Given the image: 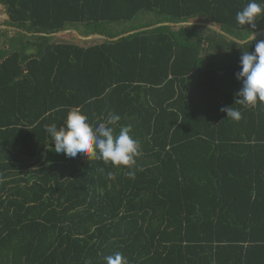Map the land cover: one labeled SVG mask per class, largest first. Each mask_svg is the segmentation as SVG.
<instances>
[{
	"label": "trees",
	"instance_id": "obj_1",
	"mask_svg": "<svg viewBox=\"0 0 264 264\" xmlns=\"http://www.w3.org/2000/svg\"><path fill=\"white\" fill-rule=\"evenodd\" d=\"M247 2L0 0L15 28L0 38V264H105L115 251L129 264H264V102L235 104L243 51L264 40H247L264 17L236 22ZM186 21L243 42L198 25L86 45L50 35ZM72 106L93 126L121 116L141 142L134 179L52 150L45 126Z\"/></svg>",
	"mask_w": 264,
	"mask_h": 264
},
{
	"label": "clouds",
	"instance_id": "obj_2",
	"mask_svg": "<svg viewBox=\"0 0 264 264\" xmlns=\"http://www.w3.org/2000/svg\"><path fill=\"white\" fill-rule=\"evenodd\" d=\"M262 17L264 0H248L237 11L235 19L239 25L255 28ZM251 35L252 41L256 40L255 35ZM240 66L241 70L235 76L242 82V87L236 94L238 99L235 104L249 106L264 102V40L255 43L253 52L243 51ZM221 111L227 113V119L239 121L242 118L241 111L233 106L222 107ZM120 120L121 116L113 112L103 122L93 126L80 107L72 106L67 109L63 124L46 125L45 131L54 143L52 150L56 153H63L68 158L83 156L92 161L110 163L114 167L124 166L129 169L126 175L134 179L136 171L140 170L135 166L142 154L141 142L131 134L128 126L120 125ZM108 176L111 177L112 173L109 172ZM104 260L105 264H129L128 258L120 251L106 255Z\"/></svg>",
	"mask_w": 264,
	"mask_h": 264
},
{
	"label": "water",
	"instance_id": "obj_3",
	"mask_svg": "<svg viewBox=\"0 0 264 264\" xmlns=\"http://www.w3.org/2000/svg\"><path fill=\"white\" fill-rule=\"evenodd\" d=\"M159 25H201V26H205V27H208V28H211L215 31H218L220 32L221 34L227 36L228 38L230 39H233V40H236L234 39L233 37H231L229 34L225 33L223 30L219 29L217 26L215 25H212L210 23H207V22H202V21H186V22H178V23H173V22H161V23H156L154 25H151V26H148V27H142V28H139V29H136V30H132V31H129V32H126V33H123L121 35H118L116 37H113V38H108V37H105L103 35H98V34H90L88 36H82L80 35L76 30L74 29H68V30H65V31H74L76 33V35L82 39H85V38H89L91 36H101L103 38H107L109 40H117L119 39L120 37L122 36H125V35H128V34H132V33H135L137 31H141V30H145V29H149V28H153V27H156V26H159ZM2 27H5V28H8V29H15L14 27H11V26H6V25H2ZM261 32H264V29L263 30H259V31H256L254 32L253 34L256 36L257 34L261 33ZM58 33V32H57ZM57 33H52L50 35H55ZM44 35V34H43ZM252 35L247 39V40H250L252 39ZM238 42H243V41H240V40H236Z\"/></svg>",
	"mask_w": 264,
	"mask_h": 264
},
{
	"label": "rangeland",
	"instance_id": "obj_4",
	"mask_svg": "<svg viewBox=\"0 0 264 264\" xmlns=\"http://www.w3.org/2000/svg\"><path fill=\"white\" fill-rule=\"evenodd\" d=\"M2 10L3 9L0 6V29L5 28V27H2L3 24H1L2 23L1 21L4 18ZM198 26H201V25H198ZM77 30L82 32L80 28H77ZM7 35L8 36L14 35L13 29H9L8 33H6L5 30L2 31L0 33V38L6 37ZM102 39H103V37H101V36H91L89 38L82 39V38L78 37L74 31H61V32L52 36V40L55 42H66L67 41V42H74V43L83 44V45H86L87 43H98ZM22 42H23V40H19L18 43H22ZM0 46H2V44H0Z\"/></svg>",
	"mask_w": 264,
	"mask_h": 264
}]
</instances>
